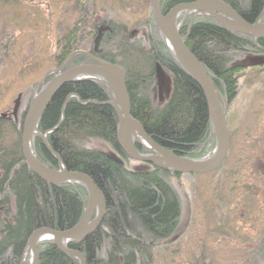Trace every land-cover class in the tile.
Returning a JSON list of instances; mask_svg holds the SVG:
<instances>
[{"label":"trees","instance_id":"obj_1","mask_svg":"<svg viewBox=\"0 0 264 264\" xmlns=\"http://www.w3.org/2000/svg\"><path fill=\"white\" fill-rule=\"evenodd\" d=\"M225 1L246 21L253 23L259 17L264 21V0ZM183 2L186 0H160L159 8L164 14ZM6 3L18 1L0 0V4ZM190 17L180 29L184 43L230 105L238 93L240 72L258 66L250 58L260 53L259 47L250 35L230 32L214 18L201 14ZM101 23H107L106 29L99 28L96 18L90 19L89 34L101 38L97 50L93 45L89 51L124 68L133 118L155 142L179 155L198 158L208 154L214 138L207 140L211 124L203 92L170 55L153 12L150 10L148 32L141 39L131 38L122 22L104 18ZM77 41L76 28L57 41L58 52L53 56L57 66L77 50ZM257 44L264 46V37ZM90 62L91 58L78 54L67 67ZM158 69L170 80L167 96L159 105L151 99ZM108 101L107 90L96 82H69L55 93L38 123L39 131L44 133L63 116L57 129L47 134L50 147L68 170L91 177L106 200L100 225L85 238L70 242L69 247L83 253L86 264H154L156 252L164 243L175 240L180 222V200L167 178H181L182 174L153 165L148 170L129 168L116 139L117 114ZM24 114L16 125L18 138L14 145L0 141V264H19L34 230L72 227L82 217L88 200L81 185H52L31 173L20 144ZM5 122L13 127L17 124L15 120ZM92 139L106 142L118 154L86 147ZM34 146L44 163L57 167L56 159L39 137ZM139 151L147 152L142 148ZM37 250L39 264H78L75 257L60 251L51 240L37 243ZM259 264H264V258Z\"/></svg>","mask_w":264,"mask_h":264},{"label":"rangeland","instance_id":"obj_2","mask_svg":"<svg viewBox=\"0 0 264 264\" xmlns=\"http://www.w3.org/2000/svg\"><path fill=\"white\" fill-rule=\"evenodd\" d=\"M17 1L0 4V141L6 146L18 138L16 125L35 84L57 67V41L68 30L76 28L77 50L88 52L97 39L89 34L91 18L98 25L104 18L122 22L131 38L141 39L151 10L150 0ZM250 59L258 66L240 72L238 93L227 103L230 143L220 170L167 178L180 200L182 228L156 252L154 264H259L264 258V55ZM154 81L151 99L159 105L169 91V75L163 71ZM18 94L20 115L13 127L5 121L14 122L8 117ZM85 146L110 151L97 139Z\"/></svg>","mask_w":264,"mask_h":264},{"label":"water","instance_id":"obj_3","mask_svg":"<svg viewBox=\"0 0 264 264\" xmlns=\"http://www.w3.org/2000/svg\"><path fill=\"white\" fill-rule=\"evenodd\" d=\"M159 1L150 0V8L156 19L158 33L174 61L194 79L203 92L211 124L207 139L214 138L212 151L202 157L190 158L159 145L131 115L124 68L86 51H73L61 65L46 71L35 84L22 122L20 143L22 156L32 174L52 185L70 183L83 186L88 194L87 205L80 220L66 230L57 231L47 227L34 230L26 242L19 264H23L27 257H30L29 264H39L36 245L44 240H51L60 251L75 257L78 264H86L83 253L70 248L69 243L83 239L92 233L100 225L104 216L106 200L101 189L87 174L68 170L47 141V134L57 129L63 121V116L54 128L44 133L38 129V123L49 102L66 83L93 81L105 87L109 95L107 103L115 109L117 114V143L131 159L179 174L210 173L223 164L230 143L227 102L215 87L202 63L184 43V35L181 34L180 29L184 18L189 13H192L190 20L194 15L201 14L214 18L230 32L250 35L258 46L257 40L264 37V21L261 17L253 23L246 21L225 0H189V2L176 4L164 14L160 11ZM181 14H183L182 18H180ZM100 38L98 36L96 39L95 51ZM78 54L87 55L92 62L67 67L71 59ZM162 74L163 70L158 69L156 76L161 78ZM49 75L51 77L45 81ZM20 98L21 94H18L14 100L10 119H17L16 112ZM5 115L6 113L1 117ZM36 137L42 140L46 150L56 159L57 167H50L38 157L34 146ZM135 144H139L147 152H140ZM145 167L147 166H144V169Z\"/></svg>","mask_w":264,"mask_h":264},{"label":"flooded vegetation","instance_id":"obj_4","mask_svg":"<svg viewBox=\"0 0 264 264\" xmlns=\"http://www.w3.org/2000/svg\"><path fill=\"white\" fill-rule=\"evenodd\" d=\"M186 2H189V0H186ZM184 3V2H183ZM182 15L183 14H181L180 15V18H182ZM188 15H191L192 16V13H189ZM187 15V16H188ZM197 15V14H196ZM187 16L184 18V20H183V22L185 21V19L187 18ZM195 16V15H194ZM191 18V17H190ZM183 24V23H182ZM106 25H107V23H106ZM106 25H105V23H101V24H99V28L100 29H106ZM254 43H255V41H254ZM255 45H256V43H255ZM256 47H259V50H260V53H259V55L261 54V55H264V46H261V45H256ZM88 53H90V51H88ZM90 54H92V53H90ZM93 55V54H92ZM87 56V55H86ZM93 56H95V55H93ZM260 65V64H259ZM260 67V66H259ZM159 80H160V77H159ZM19 107H20V104H19ZM19 107H18V109H17V112H16V115L18 116L17 118H19ZM19 114V115H18ZM9 118V117H8ZM11 118V117H10ZM9 118V119H10ZM11 121H14V119L12 118V119H10ZM108 145V144H107ZM109 146V145H108ZM118 146H119V144H118ZM135 146H136V148L138 149V150H140V148H142L139 144H135ZM110 147V151H106V152H108V153H110V154H118L117 152H116V150H114L111 146H109ZM119 148H120V150H121V152L122 153H124L125 155H126V157H127V160L128 161H134V162H138V163H140L142 166L141 167H136V170H148V169H150V167L152 166V165H145V164H143L142 162H139V161H136V160H133V159H131L123 150H122V148L119 146ZM142 149H144V148H142ZM147 151V150H146ZM141 152V151H140ZM144 166H147V167H145V169H144ZM182 175H184V174H182ZM182 226V224H181V222H179V225H178V227H177V232H179L180 231V229L182 228L181 227ZM176 237V236H175ZM256 249H258V246H257V248Z\"/></svg>","mask_w":264,"mask_h":264}]
</instances>
